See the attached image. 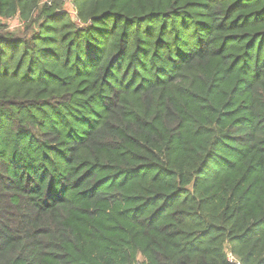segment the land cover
Wrapping results in <instances>:
<instances>
[{"label": "trees", "instance_id": "obj_1", "mask_svg": "<svg viewBox=\"0 0 264 264\" xmlns=\"http://www.w3.org/2000/svg\"><path fill=\"white\" fill-rule=\"evenodd\" d=\"M70 2L0 0V264H264V0Z\"/></svg>", "mask_w": 264, "mask_h": 264}, {"label": "rangeland", "instance_id": "obj_2", "mask_svg": "<svg viewBox=\"0 0 264 264\" xmlns=\"http://www.w3.org/2000/svg\"><path fill=\"white\" fill-rule=\"evenodd\" d=\"M65 4H66L65 9L67 11H69L72 15H75V9L71 5L70 0H65ZM3 23L5 24L8 31L9 30L10 31H17L20 33H23L25 31L23 23L18 18H14L11 20H4Z\"/></svg>", "mask_w": 264, "mask_h": 264}, {"label": "built area", "instance_id": "obj_3", "mask_svg": "<svg viewBox=\"0 0 264 264\" xmlns=\"http://www.w3.org/2000/svg\"><path fill=\"white\" fill-rule=\"evenodd\" d=\"M230 259L232 260V261H234V258L230 255Z\"/></svg>", "mask_w": 264, "mask_h": 264}]
</instances>
